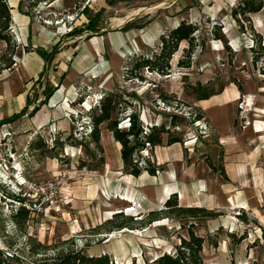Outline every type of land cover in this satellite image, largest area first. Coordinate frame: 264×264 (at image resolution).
I'll list each match as a JSON object with an SVG mask.
<instances>
[{
	"label": "rangeland",
	"instance_id": "374dc122",
	"mask_svg": "<svg viewBox=\"0 0 264 264\" xmlns=\"http://www.w3.org/2000/svg\"><path fill=\"white\" fill-rule=\"evenodd\" d=\"M262 1V8L246 18L232 15L241 0H21L17 7L8 5L14 50L11 66L0 71V120L21 111L26 97L29 102L20 117L0 123V249L29 261L33 240L107 253L121 264H154L163 253L175 255L190 228L204 239V264H264ZM182 20L197 28L194 45L180 42L166 73L134 68L136 61L154 58L160 36ZM38 48L55 49L44 68ZM5 50L0 39V56ZM46 86L50 95L30 115L44 100ZM223 91V97L230 91L235 99L232 131L221 136L197 104L200 97ZM107 94L118 100L120 117L134 107L145 128L163 125L181 138L167 146L163 133L165 162L159 163V146L140 152L160 169L156 177L125 178L119 143L102 141L109 132L105 124L99 165L100 152L88 131L93 108ZM127 125V120L119 123ZM241 166L243 174L236 170ZM165 185L175 188L166 194ZM118 189L125 199L116 198ZM173 195L178 206L203 208L206 216L162 213L158 220L139 223L150 211H163ZM18 199L29 215L16 223L12 213ZM123 216L130 225L112 227ZM110 232L116 237L106 241ZM132 246L139 256L132 255Z\"/></svg>",
	"mask_w": 264,
	"mask_h": 264
},
{
	"label": "trees",
	"instance_id": "16d2710c",
	"mask_svg": "<svg viewBox=\"0 0 264 264\" xmlns=\"http://www.w3.org/2000/svg\"><path fill=\"white\" fill-rule=\"evenodd\" d=\"M263 6L262 0H241L236 9H233L232 15L234 17L243 16L246 18L247 13L257 12ZM10 9L6 3V0H0V39L6 43V50L0 56V71L8 68L12 64L10 58L13 53L14 45L11 44V37L8 34V27L10 23ZM90 30H94V24L89 25ZM196 26L182 20L176 27L172 28L166 35L160 36V49L154 58H142L134 63V68L146 67L151 70H155L159 73H166L169 68V61L172 54L178 49L180 42L186 41L189 45H194V32ZM216 38L225 41L222 34H215ZM260 44V41H257ZM36 53L45 61L49 63L55 53V49L46 51L42 48L35 50ZM9 54V56H8ZM189 64L187 63L186 66ZM49 86L45 87V98L43 101H39L29 112L33 115L40 105L45 103L46 98L51 93ZM112 94H107L100 98L98 105L93 108V114L91 116V128L88 131L91 142L94 143L95 148L99 150V165L104 163L103 147L101 145V125L105 124V128L112 134L113 139L120 145V157L122 160V170L126 175L139 176L146 171L150 175H155L158 170L149 158L142 157L140 152L143 149L150 148L152 150L155 146L162 144L163 133L168 134L166 143L168 145L180 142L181 138L171 136L169 129L163 125L152 124L145 128L139 117V113L134 107H131L129 112L122 113L125 118L120 117L118 100L112 98ZM210 95H204L201 98H208ZM29 100H26V106ZM26 106L18 113L12 114L10 117L0 120V123L9 121L20 117L26 111ZM92 109V108H91ZM127 113V114H126ZM202 115L198 114L200 118ZM127 120L128 125L126 128L119 126L120 121ZM222 174H225L222 168ZM19 200V205L12 213V219L19 223L26 220L29 215V209L23 204V201ZM165 209L161 212L150 211L147 219H140L139 223H150L151 221L161 218V214L171 215L173 217H197L206 216L204 209L200 207H184L178 206L175 196L173 199L168 198L165 202ZM119 216H122L120 213ZM129 217L123 216L118 222H114L112 227L120 229L130 225L128 221ZM192 225V224H191ZM188 237L181 236L180 243L176 247V254L170 255L169 253H163L157 256L154 260V264H204L201 256L202 245L204 239L202 236L197 235L192 229H187ZM29 251L33 256V259L26 260L22 255L16 252L5 253L0 249V264H121L120 262L113 261L107 253L98 255H90L85 253L82 249L69 248L58 249L54 245H48L41 242L29 243Z\"/></svg>",
	"mask_w": 264,
	"mask_h": 264
},
{
	"label": "crops",
	"instance_id": "0c3cea01",
	"mask_svg": "<svg viewBox=\"0 0 264 264\" xmlns=\"http://www.w3.org/2000/svg\"><path fill=\"white\" fill-rule=\"evenodd\" d=\"M20 1L21 0H6V3L10 7L14 8L20 4ZM45 65H46V63L44 62L43 68ZM229 93L230 94L227 98L223 97V94H224V91H223L220 94L212 95L208 98L198 99V104H197L201 108V110L203 111V114H204L206 120H208L209 124L221 136L230 133L232 131V128H233V117H234L233 116V114H234L233 101L235 98H234V94H232L230 91H229ZM28 98L26 97V99H28ZM175 143H172L170 145H173ZM170 145L167 144V146H170ZM157 146H159V148L161 150V144L157 145ZM119 151H120V149H119ZM119 155H120V152H119ZM156 157H157V155H156ZM160 157H161L160 159H158V157H157V159L159 160V163L167 161L168 156L165 155V153L162 150L160 153ZM120 159H121V157H120ZM120 159L118 157V162L120 165L123 166L122 160L120 161ZM236 170H238L241 174H243L245 172L243 166L237 167ZM144 173H147V172L144 171L143 173H141L137 177H143V176L156 177L155 175H150L148 173L145 175ZM134 178H135V176H134ZM178 192H179V190H178ZM90 255H92V254H90ZM94 255H98V254H94Z\"/></svg>",
	"mask_w": 264,
	"mask_h": 264
},
{
	"label": "bare ground",
	"instance_id": "6f19581e",
	"mask_svg": "<svg viewBox=\"0 0 264 264\" xmlns=\"http://www.w3.org/2000/svg\"><path fill=\"white\" fill-rule=\"evenodd\" d=\"M252 15H254V14H252ZM256 19V18H255ZM259 20V19H258ZM255 23V22H254ZM260 24V23H259ZM256 26V25H255ZM258 29V28H257ZM150 42H151V40H150ZM136 50H138V49H136ZM177 54V53H176ZM121 56H124V53L123 52H121ZM17 60V59H16ZM97 67V66H96ZM95 69V68H94ZM97 69V68H96ZM99 69V68H98ZM152 72V71H151ZM150 73V72H149ZM86 105H88V103H86ZM90 107V106H89ZM102 141L104 142V143H107L108 141H111V142H115L114 141V139H113V136H112V134L110 133V132H107V133H103L102 134ZM116 143V142H115ZM118 157H119V159H120V156L118 155ZM120 161H121V159H120ZM145 175L147 174V173H144ZM132 177H134V176H132V175H127V176H125V178L126 179H128V180H130V181H132ZM135 178H137V177H135ZM161 179V178H160ZM173 188H175L174 186H166L165 185V188H164V191H165V193L167 194V193H169ZM122 189V188H121ZM179 190V193H180V196L181 197H183V193H182V191L180 190V189H178ZM118 191V194H116V198L117 199H125V197L124 196H122V192L118 189L117 190ZM105 194H106V192H105ZM104 194V195H105ZM103 198V197H102ZM137 202L135 201V204H136ZM134 210V208H127V210ZM113 212H112V210H108V212L107 213H105L106 215H110V214H112ZM125 230H128V232H134L133 230H129V229H126V228H124L122 231H125ZM107 238H106V241H110V240H112V239H114L115 237H116V232H110L109 234H107V236H106ZM157 241V240H156ZM131 242V241H130ZM153 244V243H152ZM133 247V251H134V253L132 254V255H136V256H139V254H137L138 253V251L134 248V246H132ZM156 247V246H155ZM160 247V246H159ZM168 252V251H167ZM124 254V253H123ZM156 257V256H155ZM118 261V260H117ZM141 261V260H140ZM123 264H132V263H130L129 261H127V262H124ZM142 264V263H141Z\"/></svg>",
	"mask_w": 264,
	"mask_h": 264
}]
</instances>
